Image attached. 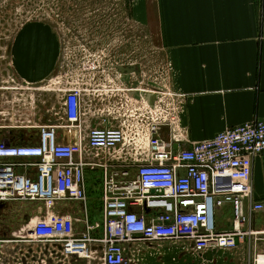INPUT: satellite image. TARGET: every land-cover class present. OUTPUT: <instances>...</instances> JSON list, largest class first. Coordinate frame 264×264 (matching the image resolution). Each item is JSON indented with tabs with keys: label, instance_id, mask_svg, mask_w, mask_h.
Segmentation results:
<instances>
[{
	"label": "built area",
	"instance_id": "built-area-1",
	"mask_svg": "<svg viewBox=\"0 0 264 264\" xmlns=\"http://www.w3.org/2000/svg\"><path fill=\"white\" fill-rule=\"evenodd\" d=\"M114 65L107 70L108 78L118 73ZM90 69L93 80L100 69ZM108 83L105 88L112 93L114 82L109 79ZM34 86L29 89L40 88ZM91 87V83L84 87L78 82L59 88L64 112L61 107L58 112L64 113L68 128L81 129L86 114L82 97L100 90ZM161 87L137 88L139 93H154V105L144 101L140 107L146 121L90 128L87 136L71 143L59 141L58 125L53 123L39 126L36 142L0 141V201L40 203L41 215L31 223L25 240L59 242L62 257L69 261L132 264L141 242L187 241L195 253L202 254L210 249H234L240 238L251 234L242 225L249 220L245 201L253 193V159L264 153V120L248 121L190 148L175 150L172 137L166 141L155 134L161 124H178L183 103L179 95ZM123 146L137 147V155L133 165L115 170V163L102 153ZM15 157L37 160H9ZM20 166L36 167L37 173L34 177L19 173ZM96 168L104 171L102 219L92 221L87 210L82 219L60 214L57 205L61 202L87 205L86 171ZM130 168L135 170L133 177ZM225 204L232 207L233 228L218 231L216 216ZM256 211H264V200L251 204L250 213ZM80 221L85 230L79 234ZM98 231L101 237L96 236ZM15 241L0 238V260ZM96 244L102 245L99 251L93 248ZM262 254H256L254 264H261Z\"/></svg>",
	"mask_w": 264,
	"mask_h": 264
},
{
	"label": "crops",
	"instance_id": "crops-1",
	"mask_svg": "<svg viewBox=\"0 0 264 264\" xmlns=\"http://www.w3.org/2000/svg\"><path fill=\"white\" fill-rule=\"evenodd\" d=\"M129 1L135 20L148 27L158 39L159 46L166 56L165 62L169 70L167 81L183 103L178 124L159 125L155 136L166 141L172 137L173 148L179 150L190 148L195 142L213 138L225 129L248 121L264 120V0ZM15 48V65L18 76L21 75L19 78L32 85L45 82L52 72L51 63L53 65L55 61L51 32H47L45 28L29 26L19 36ZM108 68L105 71H97L104 75L102 80L98 74L97 82L102 80L98 85L99 92L86 93L82 97L83 106L89 104L90 113L86 112L83 116L81 129L68 128L63 116L64 123L58 124L57 129L59 141L75 142L79 136H87L90 128H117L129 121H146L147 115L142 116L140 110L146 100L142 96H133L128 90L137 81L136 75L131 76L129 83H124L115 71L112 79L108 78ZM109 79L114 82L112 93L105 88L109 85ZM148 82L149 80L140 79L139 87L148 88ZM159 85L161 86V83ZM161 88L165 87L162 85ZM119 89L123 94L118 93ZM63 102L64 94L60 98V107L64 112ZM48 110L42 123H36L34 116L27 126L31 134L30 140L12 141L36 142L40 131L35 129L40 125L52 123ZM9 131L1 130L0 139L1 136L2 140L8 139L6 134ZM135 151H138L137 147H119L108 153L105 159H111L113 163L122 161V165L126 166L133 165L134 156L137 155L134 154ZM9 160L29 163L37 159L15 157ZM17 171L33 177L37 173L36 167L20 166ZM91 171H100L101 176L104 174L102 168L89 171L87 169L89 201L87 205L81 203L84 206L82 216L85 215V210L89 213V203H95L97 194L93 183V179L97 180V177H94ZM100 181H103V178H100ZM251 184L252 197L245 201L249 220L242 225V229L250 231L251 234L240 238L236 248L210 249L197 254L192 250V244L187 241H147L139 244L136 253L138 257L135 255L138 264H254L256 254L264 253V211L250 213V207L255 201L264 200V153L253 159ZM100 193L101 199L97 200L102 201V190ZM20 202L26 209L24 202L28 201ZM3 206L0 201V214ZM21 211L17 209L16 216L22 213ZM38 211H41L40 206ZM59 213L81 218L69 208L61 209ZM218 214L221 219L226 217L227 220L226 224L220 222L217 230H231V205L225 204L218 210ZM2 219L3 216H0V223H4L2 228L7 230V233L0 235V238L15 240L16 237L10 238L14 237L13 233L9 234L8 231L26 229L22 239H16L14 248L19 243L29 242L25 240L29 232V226H25L27 220L8 222ZM64 261L69 264L72 261L80 262L74 259Z\"/></svg>",
	"mask_w": 264,
	"mask_h": 264
},
{
	"label": "rangeland",
	"instance_id": "rangeland-1",
	"mask_svg": "<svg viewBox=\"0 0 264 264\" xmlns=\"http://www.w3.org/2000/svg\"><path fill=\"white\" fill-rule=\"evenodd\" d=\"M131 8L129 0H0V131L10 130L6 134L9 140H30L31 134L27 126L34 116L36 123H42L48 109L52 123H64V113L58 112L63 94L59 88L66 84L83 82L85 86L88 87L91 83V89H97L104 75L96 72L95 79L92 80L94 73L91 67L105 71L112 64H136L140 68L139 75L136 76L137 81L142 79L161 83L166 91L173 92L167 81L169 70L165 62L166 56L159 46L158 39L148 27L135 20ZM29 26L50 31L55 49V61L53 59V65L51 63L52 72L45 82L34 86L40 87L38 89H29L33 85H28L20 79L21 75L18 76L15 65L16 41ZM98 74L102 80L97 82ZM118 93L123 94L120 89ZM88 105L85 106V111L90 113ZM37 129L39 128L35 131H38ZM68 131L71 132L72 129ZM2 139L3 136L0 141ZM106 155L108 153H102L103 158ZM122 164V161L115 163L113 169H120ZM100 171H91L98 180L91 179L97 193L95 203H89V216L94 221L102 219V201L97 200L101 199L103 186ZM134 173L135 170L130 168L131 177ZM87 181L89 182V179ZM1 202L4 204L0 214L3 221L27 220L25 226L30 228V222L41 215V211H38L40 203L24 202L27 205L24 209L20 201ZM57 208L72 209L78 217L83 218L84 206L79 202H61ZM17 209L22 210L18 216L15 213ZM226 220V217L221 219L217 213V225L220 222L226 224ZM3 225L1 222L0 235L7 233V230L2 228ZM84 230V222H78L77 232L80 234ZM26 231L22 229L8 232L13 233L14 237L10 238L21 240ZM101 234L102 231H98L96 236L101 237ZM15 244L14 242L9 245L0 264H69L64 261L59 251V242L19 243L14 248ZM93 248L99 251L102 245L96 244ZM99 256L100 253L97 254V257ZM70 264L88 262L80 260ZM132 264H138V260Z\"/></svg>",
	"mask_w": 264,
	"mask_h": 264
},
{
	"label": "water",
	"instance_id": "water-1",
	"mask_svg": "<svg viewBox=\"0 0 264 264\" xmlns=\"http://www.w3.org/2000/svg\"><path fill=\"white\" fill-rule=\"evenodd\" d=\"M114 68L116 69V71L121 75V80L124 83H129L131 80V76L132 75H139L140 72V68L138 65L136 64H130V65H124V64H117L114 65ZM140 85L139 81H135L133 83V86H130L132 88H130V94H132L135 97H140L141 95L144 97V99L151 105L153 106V101H154V93L152 91H145L143 90L141 93H139L138 91V86ZM157 83L154 81H149L148 82V86L150 88H156L157 87Z\"/></svg>",
	"mask_w": 264,
	"mask_h": 264
},
{
	"label": "bare ground",
	"instance_id": "bare-ground-1",
	"mask_svg": "<svg viewBox=\"0 0 264 264\" xmlns=\"http://www.w3.org/2000/svg\"><path fill=\"white\" fill-rule=\"evenodd\" d=\"M148 85V84H147ZM149 87V86H148ZM259 261L261 264H264V254H262L260 257H259Z\"/></svg>",
	"mask_w": 264,
	"mask_h": 264
}]
</instances>
